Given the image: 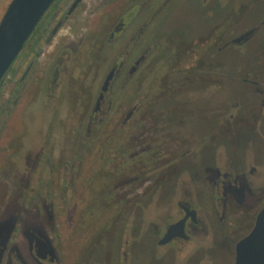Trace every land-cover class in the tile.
Returning <instances> with one entry per match:
<instances>
[{
	"label": "flooded vegetation",
	"instance_id": "obj_1",
	"mask_svg": "<svg viewBox=\"0 0 264 264\" xmlns=\"http://www.w3.org/2000/svg\"><path fill=\"white\" fill-rule=\"evenodd\" d=\"M173 1L55 0L35 27L0 82L1 92L6 83L14 80L6 98L1 100L0 95V139L14 110L31 91L34 94L30 93L29 100L34 97L36 108L44 111L46 120L39 147L27 150L24 156L25 171L0 173V184L6 187L0 197V264H107V245L111 242L104 238L112 237L110 234L119 225V264H131L134 243L156 230L155 243L165 254L169 245L179 242L192 246L189 252L208 244L216 246L217 253L218 249L232 246L235 255L236 244L253 228L264 207V160L252 151L241 168H235L219 150L216 153L210 149V161L198 166V149L186 144V138L193 136L190 132L197 130L189 121L193 117L185 119L170 110L157 112L153 103L164 90L178 95L181 83L195 86L204 77L214 78L219 73H237L239 79L264 93V78H249V73L218 66L215 57L206 60L203 53L209 39L214 42L207 47L212 52L249 41L262 30L264 21L234 32L226 40H218V35L180 38L170 35L169 29L158 22ZM199 1L207 6L216 4L227 18L243 0ZM65 25L71 30L69 36L56 41ZM218 27L213 26V32ZM107 56L111 58L109 63ZM121 100L131 102V107L124 110L126 105ZM69 116L78 123L65 124ZM113 120L114 127L108 125ZM236 121H255V115L244 113L238 101L229 105L222 130ZM259 121L264 141L263 117ZM109 128L116 130V141H108L115 144L114 153L106 149ZM126 128L131 129L129 137L123 134ZM62 132L78 133L81 139L77 143L83 155L78 159L77 171L81 170L89 145L97 143L99 169L112 164L114 175L122 176L106 193H115L118 203L123 202L114 230L106 227L103 231L100 221H86L84 236L78 233L73 239L59 228L63 222L58 210L59 195L61 191L64 198L72 189L68 180L75 176L76 159L59 163L54 144L45 151L44 143H49L51 134ZM200 133L196 131L195 136ZM129 138L131 141L126 143ZM185 159L192 160V164L183 162ZM178 165L181 168L177 171ZM64 169L67 175L62 176L60 171ZM60 176L66 181L62 189ZM169 182L174 186L169 194L174 193V197L167 212L170 216L164 222L165 215L159 212L165 210L161 202ZM4 203L8 204L2 211ZM244 217L251 222L244 221ZM141 220L147 223L145 227ZM248 223L245 232H237ZM73 227L71 222L66 228ZM171 227L178 234L162 242ZM69 241L74 258L67 263L62 245L66 247ZM79 247H85V253L77 263Z\"/></svg>",
	"mask_w": 264,
	"mask_h": 264
},
{
	"label": "rangeland",
	"instance_id": "obj_2",
	"mask_svg": "<svg viewBox=\"0 0 264 264\" xmlns=\"http://www.w3.org/2000/svg\"><path fill=\"white\" fill-rule=\"evenodd\" d=\"M11 1L0 0V20ZM173 3V6L159 18L158 22L163 23V26L169 29L170 35L180 38L195 39L196 37L202 36L206 39L207 36L216 37L218 35V40H226L234 32H239L253 24L264 21V0H243L241 3L235 5L232 13L227 18L223 16L224 10L216 4L207 6L206 4H201L199 0H174ZM215 25H219L217 28L219 30H214L213 32L212 27ZM70 31L68 26L65 25L56 41L60 40L62 42L65 36H69ZM207 41L204 43V59L208 60L211 57H215L214 61H216L218 66H227L234 72L249 73L246 77L253 79L260 77L263 80L264 26L249 41L241 45L228 46L224 51L217 49L216 52H212L207 47L214 45V42L211 39ZM54 45H57V43ZM49 49L51 50V47ZM213 53L215 54L213 55ZM110 61L111 58L107 56L106 62L109 63ZM236 75L237 73L233 76L230 74L223 76L219 73L214 78H211L212 75H209L191 87L190 85H186V82H183L180 84L178 95H173L171 91L164 90L163 95L155 98L153 109L157 112L170 110L173 113H181L185 119L190 116L193 117L189 121H191L192 125H195L193 127L197 129L196 131H200L201 133L196 137V131L194 133L190 132L193 136L186 138V144H192L191 146H195V149H198L197 160L200 159L197 161L198 166L210 161L212 154L210 149H215L216 153L219 150L222 155L224 154L227 163L233 164L235 168H241L252 151H256L258 156L264 160V141L262 139V128L259 121L260 116L264 119V93H260L254 86L239 79ZM13 81L3 86L0 92L1 100L9 94ZM30 93L34 94V91L29 92V95L27 94L20 101L14 110L13 116L7 122V130L1 135L0 173L8 172L13 175L16 171H20V169L25 171L24 156L27 150H37L36 146L39 147L40 138L45 135L42 131L43 124L46 121L44 111L40 107L36 108L34 97L31 101L29 100ZM74 96L76 95H71V97ZM29 101L30 103H28ZM234 101L241 103V108L244 113L252 112L255 115V121L252 124L236 121L230 127L222 130L225 113L229 105ZM120 102L126 105V109L124 110L129 109L132 105L128 100H121ZM28 110L30 111L29 113ZM198 114H202L204 117H197ZM72 119L69 116L68 119H65L66 122L64 123H78V121L74 122ZM108 125L114 127L116 124L113 120ZM262 127L264 128V121L262 122ZM115 131L114 129L110 130V128L106 130L107 153L111 151L114 153L113 149L115 144L110 145L109 142L114 143L116 141ZM123 134L129 137L131 135V129L126 128L123 130ZM210 134H212L211 138ZM51 135V138L47 140L49 143H44L46 144L45 151L50 150V145L54 144L55 154L58 157L57 162L63 163L68 159L70 161L71 159H76L73 170L75 176L72 179L69 178V180L66 178L68 182H71L72 186L70 185V188L72 189L67 192L64 198L61 195V191L59 195L61 202L58 204V210L63 216L61 219L63 222L59 228L64 233H70L68 236L72 235L73 239H76L78 233L80 236H84L82 231L84 230L83 227L86 221H100L98 225L103 228V231H105L106 227H112L113 229L120 215L119 207L123 202L118 203V198L116 195H113L115 193L112 196H108L106 193L110 187L113 189L117 185L122 176L114 175V169H111L112 164H107L103 170L99 169L98 159L101 154L97 143L89 145L88 152L85 151L87 153L82 158L81 170L77 171L78 159L83 155V149L78 148L79 144L77 142H81V139L77 137L78 133L62 132ZM127 141L130 142V138L126 140V143ZM102 145L104 146V144ZM128 146L131 147V144L129 143ZM183 162L191 165L193 161L185 159ZM180 168L181 166L178 165L175 169L178 171ZM10 169L13 170L11 171ZM77 172H79V176H77ZM60 173L62 176L64 174L67 175V170H61ZM62 176L59 177L60 189L63 187L62 184L66 182L61 179ZM173 187L171 182L167 183L164 187L165 200L163 199L161 203H163L162 205L165 207V210L162 214L159 212L160 215H165L162 220L164 222L170 216L167 212L173 204L170 205L171 201H173L171 199L174 197V193L169 194V192L172 191L171 189ZM5 188L3 184H0V197ZM62 193L64 194L63 191ZM1 203L2 201L0 199ZM7 204L4 203V207H1L2 211L5 210ZM248 219V217H244V221ZM71 222L74 223V227L67 229L66 227H68V224L70 226ZM140 223L142 225L144 221L141 220ZM145 224L147 223L145 222L143 227H145ZM247 225L249 223L242 225L237 232H245ZM119 226L118 228L116 227L115 233L112 232L110 234L112 237L105 236L104 238L111 242V244L107 245L110 247L109 255H106V257L108 256L107 264H119L117 260L120 257ZM156 232L157 230L148 233L134 243V258L131 264H234L235 255L232 246H227L226 249H218L217 253L216 246H214L216 244L213 245V248L208 244L201 250L196 248L194 251L189 252L192 246H184L177 242L169 245L165 254L155 243L153 233ZM137 233H140L139 228L136 231ZM234 240L235 237L232 241ZM70 242H67L66 247L62 245L63 248H66L65 255L67 257V263L74 258L73 247L69 244ZM215 251L216 255L213 254ZM84 253L85 247H79L77 249L75 254L77 263L82 261Z\"/></svg>",
	"mask_w": 264,
	"mask_h": 264
},
{
	"label": "water",
	"instance_id": "obj_3",
	"mask_svg": "<svg viewBox=\"0 0 264 264\" xmlns=\"http://www.w3.org/2000/svg\"><path fill=\"white\" fill-rule=\"evenodd\" d=\"M55 0H12L0 20V82ZM171 227L162 242L177 235ZM234 264H264V207L251 231L238 241Z\"/></svg>",
	"mask_w": 264,
	"mask_h": 264
}]
</instances>
